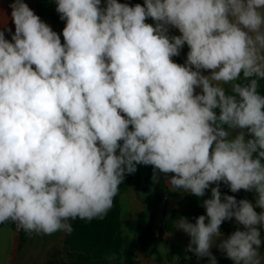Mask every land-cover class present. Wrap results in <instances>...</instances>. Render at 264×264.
<instances>
[{"label":"clouds","instance_id":"9594fccd","mask_svg":"<svg viewBox=\"0 0 264 264\" xmlns=\"http://www.w3.org/2000/svg\"><path fill=\"white\" fill-rule=\"evenodd\" d=\"M55 3L63 43L24 0L9 4L14 32L0 26V224L71 234L151 166L153 183L197 198L215 185L205 215L176 220L186 253L264 264V0Z\"/></svg>","mask_w":264,"mask_h":264},{"label":"crops","instance_id":"0c3cea01","mask_svg":"<svg viewBox=\"0 0 264 264\" xmlns=\"http://www.w3.org/2000/svg\"><path fill=\"white\" fill-rule=\"evenodd\" d=\"M11 2L12 0H0V26L6 25L14 32L15 26L11 20L9 7ZM24 2L42 21L51 26L53 31L60 34L63 43L62 30L65 21H62L56 12L55 0H24ZM118 2L133 5L131 0H118ZM143 3L144 1L141 5ZM146 23L154 24L151 18L146 20ZM170 34L180 35L177 29H171ZM5 37L11 40V33L6 31ZM188 51L187 48L179 64L185 62ZM173 60L175 62L176 57H173ZM204 74L208 75L209 72L205 71ZM261 82L264 86V80ZM150 168L153 175V169L151 166ZM160 179L159 183H153L151 176L145 187V177H140L138 171L126 175L114 198L111 210L103 218L91 221L77 218L69 221L73 228L71 234L27 233L23 229H17L11 222L0 224V264H72L69 254L87 256L98 264H108L106 257L113 252L117 256L115 264H123L124 242L136 240L149 223V208L143 203L148 193L164 196L152 225L154 236L161 228L162 217L175 209L180 197L185 194L172 195L168 191L165 192L163 174ZM143 189L145 193H142ZM137 194H140V197ZM244 194L245 191L241 190L239 199H243ZM236 229L237 225L233 219L229 232L222 229L220 231L227 238ZM189 242L190 237L182 230H177L175 222L174 232L166 234L159 245L140 250L137 253V260L140 264H209L207 257H203L206 261L201 263L186 253ZM211 251L217 259V264H234L216 246H213ZM169 253L170 259H167ZM261 254L264 255V244L261 245Z\"/></svg>","mask_w":264,"mask_h":264},{"label":"trees","instance_id":"16d2710c","mask_svg":"<svg viewBox=\"0 0 264 264\" xmlns=\"http://www.w3.org/2000/svg\"><path fill=\"white\" fill-rule=\"evenodd\" d=\"M133 6L137 3L141 4L144 0H131ZM187 45H185L181 51V54L176 57L175 62L178 63L182 56L187 51ZM261 84V94H264V86L262 82ZM147 175L145 177V187L151 179L152 171L150 166H146ZM215 185H210V188L206 190L205 196L197 198L191 194H183L178 202V205L175 209L171 210L168 215L162 217L161 220V228L156 236L152 233V225L154 223L155 217L158 213V208L163 202V194H153L148 193L147 198L143 199V203L149 208V223L142 230L141 235L136 240H126L124 242L123 249V264H140L137 260V253L140 250H145L150 246L155 247L163 242L164 237L168 233L174 232V223L179 217H186L192 223L195 222V218L200 215H205V209L201 206L203 200L211 197V187ZM220 191L222 194L234 195L237 200H240V192L232 193L227 185L221 183ZM142 193H145L144 189ZM147 193V192H146ZM140 197V194H137ZM259 211V209H257ZM231 221H225L222 223L220 229L229 232ZM264 230L261 231V238L264 240ZM264 244V243H262ZM65 251V250H63ZM193 259L203 263L206 261V258H197L193 253L187 252ZM68 257L72 261V264H98L91 260L87 256L79 255V254H69ZM167 259H170V253L167 255Z\"/></svg>","mask_w":264,"mask_h":264},{"label":"rangeland","instance_id":"374dc122","mask_svg":"<svg viewBox=\"0 0 264 264\" xmlns=\"http://www.w3.org/2000/svg\"><path fill=\"white\" fill-rule=\"evenodd\" d=\"M137 171L140 175V177H146L147 175V172H146V166L144 165H138L137 166ZM172 174H169V176H171ZM161 176V174H160ZM161 180V179H160ZM163 182H164V186H165V189L164 191L165 192H170V194L172 195H177V194H180V193H184L183 190H174L170 187V185H168L166 182H165V177L163 175ZM254 196H255V193L254 192H246L245 191V194H244V198L243 199H248L249 201L253 202L254 203Z\"/></svg>","mask_w":264,"mask_h":264}]
</instances>
